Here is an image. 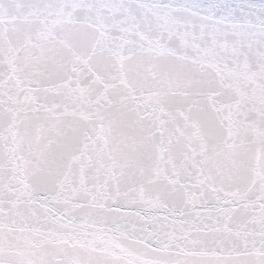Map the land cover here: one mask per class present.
Masks as SVG:
<instances>
[{"label":"snow or ice","instance_id":"1","mask_svg":"<svg viewBox=\"0 0 264 264\" xmlns=\"http://www.w3.org/2000/svg\"><path fill=\"white\" fill-rule=\"evenodd\" d=\"M0 264H264V0H0Z\"/></svg>","mask_w":264,"mask_h":264}]
</instances>
